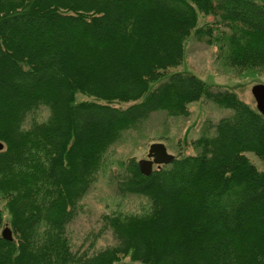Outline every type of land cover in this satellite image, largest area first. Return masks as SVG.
Returning a JSON list of instances; mask_svg holds the SVG:
<instances>
[{
    "label": "trees",
    "instance_id": "16d2710c",
    "mask_svg": "<svg viewBox=\"0 0 264 264\" xmlns=\"http://www.w3.org/2000/svg\"><path fill=\"white\" fill-rule=\"evenodd\" d=\"M199 12L215 21L198 26ZM193 32L235 75L264 73V0H0V227L6 214L13 235L0 264H264V170L247 155L264 161V116L169 72ZM202 98L233 114L150 175L120 161L119 194L147 207L102 214L114 244L74 250L69 225L111 147Z\"/></svg>",
    "mask_w": 264,
    "mask_h": 264
},
{
    "label": "rangeland",
    "instance_id": "374dc122",
    "mask_svg": "<svg viewBox=\"0 0 264 264\" xmlns=\"http://www.w3.org/2000/svg\"><path fill=\"white\" fill-rule=\"evenodd\" d=\"M198 14V26H205L215 21L212 15L201 12ZM217 54L216 45L209 44L206 39H199L193 32L185 42L183 63L171 68L169 72L180 71L196 75L209 86L234 91L243 102L256 108L251 90L254 84H264V73L246 77L237 76L233 69L221 65L217 60ZM77 99L92 100L81 94L77 95ZM116 105L127 107L129 103H116ZM189 110V115L176 117L168 116L165 112L153 113L138 129L125 132L121 141L111 147L96 183L83 199L77 217L69 225V236L74 250L87 248L92 243L95 249L114 244L111 231L101 230L102 214L115 211L138 213L147 207L148 201L145 197L119 194L117 174L120 172V161L130 158L139 161L147 158L150 144L156 141L163 142L168 151L175 156L197 153V149L192 145L193 139L206 132L213 133V129L208 127L211 123L233 114V110L220 108L204 98L191 103ZM48 114L46 109H42L38 117L43 120ZM247 155L261 170H264V161L253 153ZM157 167L154 165L153 169ZM4 205V200L0 199V209H4ZM7 223V215L4 214L0 235ZM122 262L130 263V260L125 258Z\"/></svg>",
    "mask_w": 264,
    "mask_h": 264
},
{
    "label": "water",
    "instance_id": "95a60500",
    "mask_svg": "<svg viewBox=\"0 0 264 264\" xmlns=\"http://www.w3.org/2000/svg\"><path fill=\"white\" fill-rule=\"evenodd\" d=\"M251 91L256 101L257 110L264 116V84H254ZM2 147L3 144L0 143V149ZM174 159L175 155L168 151L166 145L163 142L156 141L150 144L147 158L139 160L138 166L144 175H150L154 165L161 166L170 164ZM1 235L6 239H13L12 231L8 226L4 227Z\"/></svg>",
    "mask_w": 264,
    "mask_h": 264
}]
</instances>
